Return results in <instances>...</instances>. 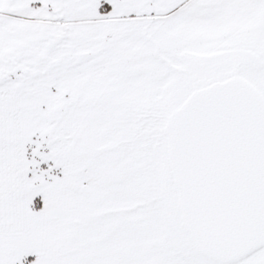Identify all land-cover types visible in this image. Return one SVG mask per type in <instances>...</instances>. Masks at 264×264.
<instances>
[{
  "label": "snow or ice",
  "instance_id": "6c2138e0",
  "mask_svg": "<svg viewBox=\"0 0 264 264\" xmlns=\"http://www.w3.org/2000/svg\"><path fill=\"white\" fill-rule=\"evenodd\" d=\"M0 264H264V0H0Z\"/></svg>",
  "mask_w": 264,
  "mask_h": 264
}]
</instances>
